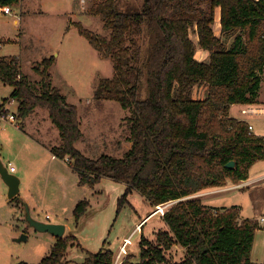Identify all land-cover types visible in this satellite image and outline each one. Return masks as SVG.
Here are the masks:
<instances>
[{
	"label": "trees",
	"instance_id": "1",
	"mask_svg": "<svg viewBox=\"0 0 264 264\" xmlns=\"http://www.w3.org/2000/svg\"><path fill=\"white\" fill-rule=\"evenodd\" d=\"M20 1L0 0V6ZM141 2L139 9L122 11L117 0H93L89 12L103 20L109 35L80 27L114 64V76L100 79L95 97L117 100L127 110L123 124L131 147L123 157L89 158L76 147L83 135L81 119L53 84L48 70L53 56L36 65L42 79L35 84L18 56L0 55V82L13 87L10 98L18 102V120L37 107L48 110L61 138L52 152L70 156L80 183L94 187L107 177L125 184L119 209L134 190L155 208L175 201L161 218L162 228L153 237L141 231L139 253H128L122 264H260L251 259L258 220L240 221L238 206L218 208L198 197L185 198L246 180L252 165L264 159V135L229 112L233 104L257 103L264 71V0ZM218 8L220 35L214 31ZM199 48L209 52L207 61L196 57ZM200 84L207 86V94L194 98ZM232 160L236 166L227 167ZM89 205L87 198L76 204L77 222ZM67 239L57 238L39 264H68V240L77 237ZM174 245L185 249L181 259L171 253ZM114 263V251L103 247L80 264Z\"/></svg>",
	"mask_w": 264,
	"mask_h": 264
},
{
	"label": "rangeland",
	"instance_id": "2",
	"mask_svg": "<svg viewBox=\"0 0 264 264\" xmlns=\"http://www.w3.org/2000/svg\"><path fill=\"white\" fill-rule=\"evenodd\" d=\"M141 3V0L134 5L126 0H117L122 11L139 9ZM92 4L93 0H21L13 6L18 24L13 22L15 15L0 11V32L12 37L7 43L0 42V54L18 56L23 73L35 84L42 79L36 65L53 56L55 62L48 69L52 80L54 77L56 86L76 106L81 119L83 135L76 142V147L89 158H98L102 154L120 158L131 147L129 129L123 124L127 110L117 100L95 97L100 79L114 76V64L80 32V27H84L99 35H109L103 20L89 12ZM214 31L220 35V23L214 25ZM193 38L196 40L197 36L193 35ZM197 54L201 57L198 50ZM43 68L41 65V70ZM11 90L9 85L0 82V102L10 97ZM144 93L142 89V96ZM206 94L205 84L194 88V98L201 99ZM10 108L18 111V102L15 101ZM245 109L248 113L243 112ZM245 109L242 112L249 119V124L254 125V131L264 134V71L257 103ZM231 111L230 116L241 119L240 105H234ZM21 122L22 129L9 126L6 134L0 132V161L6 167L10 162L16 167L17 176L23 180L22 195L26 194V182H30L29 189L39 207L38 213H31L32 217L67 224L69 230L63 236L65 239L76 235L77 241L67 239L68 264H80L89 253H97L103 247L113 250L116 262L122 264L120 262L128 253H139L141 231L153 237V233L162 228V212L150 206L138 191L130 193L127 202L119 209V200L127 188L125 184L107 177L94 187L80 183L70 156L60 157L52 152L53 147L60 145L61 138L47 109L37 107L27 117L21 118ZM263 176L264 159L252 165L246 179L257 184L240 189L236 195H222L214 200V204L237 205L243 216L259 221L264 216V182L256 179ZM5 185L4 194L0 196V264L21 261L39 264L51 252L56 237L29 225L24 204L18 201L20 212L15 200L6 201L9 188ZM196 197L201 198L189 196L185 199ZM84 198L90 205L77 222L74 209ZM174 203H168L167 207ZM149 215L142 230L141 225ZM259 224L251 259L264 263V224ZM23 235L27 239L18 240ZM126 238L129 239L125 246L127 253L119 251ZM171 253L178 260L183 257L185 249L174 245Z\"/></svg>",
	"mask_w": 264,
	"mask_h": 264
},
{
	"label": "crops",
	"instance_id": "3",
	"mask_svg": "<svg viewBox=\"0 0 264 264\" xmlns=\"http://www.w3.org/2000/svg\"><path fill=\"white\" fill-rule=\"evenodd\" d=\"M220 8H218L217 9V11H216V24L217 23H220ZM3 13H5V12H3ZM6 15H15V18L13 19V22H14V24H18L19 23V20H18V18L16 17V14H13V6H12V12L11 13H5ZM215 24V25H216ZM3 29H1V31H2ZM9 40H12V37L11 36H6L5 34H3V32L1 33L0 32V42L1 43H7V41H9ZM196 41H198V38L196 39ZM198 51H199V54H201V57H199L198 56V54H197V52H196V57L199 59V60H205V61H207L208 60V58H209V52L208 51H205V50H203V49H198ZM1 55V54H0ZM53 84L54 85H56L55 83H54V77H53ZM11 87V86H10ZM12 88V90H13V87H11ZM12 90H11V92H12ZM11 92H10V94H11ZM202 99V98H201ZM234 105H240L241 106V111H240V113H239V116H241L240 118L241 119H246L248 122H249V119L246 117V114H243V112H242V110L243 109H245V108H247L250 104H233L232 106H231V108H230V114H231V110H232V107L234 106ZM49 118H50V116H49ZM51 119V118H50ZM53 123V122H52ZM21 124V126H20V128L22 129L23 128V124H22V122L20 123ZM251 125H253V124H251ZM252 131L255 133V134H258V135H261V134H259V133H256L255 131H254V125H253V129H252ZM0 132H3L2 133V135L3 134H6V132H5V130L4 131H0ZM262 135H264V134H262ZM42 144V143H41ZM43 145V144H42ZM43 146H46V145H43ZM55 155V154H54ZM11 163V162H10ZM9 163V164H10ZM13 164V163H12ZM8 170L10 171V169H9V165H8ZM11 172V171H10ZM13 172H17V169H16V167H15V171H13ZM13 172H11V173H13ZM76 172V171H75ZM77 173V172H76ZM18 174V172L15 174V175H17ZM256 180H262L261 182H264V176L263 177H260V178H258V179H256ZM255 184H257V183H255L253 180H242L241 182H238V183H233V182H229L227 185H225V186H221V187H212V188H208V189H205V190H202L201 192H199V193H197V194H194V195H192V196H200L201 198V200H202V202L204 203V204H206V205H209V206H212V207H218V208H221V207H232V205H225V204H223V205H217V204H214V200L216 199V198H218V197H220V196H222V195H225V196H227L228 194H234V195H236L237 193H238V191L240 190V189H242V188H245L246 186H248V187H251V186H253V185H255ZM29 185H30V182H26V186H25V189H26V194H21V187L23 188V180H21V182H20V191H19V193H18V196H17V198L15 199V202H16V205H17V207H18V211H20L21 212V210H20V206H19V204H18V201H20V204L22 203V204H25V203H27L28 205H29V207H30V212L32 213V215L34 214V213H38V209H39V207L37 206L38 205V201H37V199L34 197V194L30 191V189H29ZM6 185H5V183H3V181H2V179H1V177H0V196H2L3 194H4V190H5V187ZM2 199V198H1ZM14 199V198H13ZM9 201V202H13V200L12 199H10L8 196L6 197V201ZM233 206H237V205H233ZM240 209V208H239ZM22 214V213H21ZM36 218V217H35ZM240 218L243 220V219H245V218H247V217H245V216H243L242 214H241V209H240ZM240 218H239V220H240ZM36 219H39V218H36ZM45 222H53V223H63L62 221H57V220H54V221H52V220H47V221H45ZM66 225V232L69 230V227H68V225L67 224H65ZM65 232V233H66ZM56 239H57V237H56ZM257 263H263V262H257Z\"/></svg>",
	"mask_w": 264,
	"mask_h": 264
},
{
	"label": "water",
	"instance_id": "4",
	"mask_svg": "<svg viewBox=\"0 0 264 264\" xmlns=\"http://www.w3.org/2000/svg\"><path fill=\"white\" fill-rule=\"evenodd\" d=\"M229 168H234L236 166V163L234 160L230 161L226 165ZM0 175L4 182L8 185V197L10 199H13L18 196V193L20 191V182L21 179L15 175L14 173H11L8 168L3 165V163L0 161ZM25 210H26V220L28 221L29 225L34 227L36 230L41 232H48L55 237H63L66 232V225L63 223H53V222H45L38 220L34 217H32L30 212V207L27 203L24 204ZM150 215L144 220V222L149 219ZM143 224V223H142ZM27 236L23 235L18 240H26Z\"/></svg>",
	"mask_w": 264,
	"mask_h": 264
},
{
	"label": "built area",
	"instance_id": "5",
	"mask_svg": "<svg viewBox=\"0 0 264 264\" xmlns=\"http://www.w3.org/2000/svg\"><path fill=\"white\" fill-rule=\"evenodd\" d=\"M0 11L5 12V13H11L12 7L11 6H0ZM15 101L16 100L9 97L8 99H4L3 101L0 102V131L6 130L9 126L20 128V123L18 120V111L12 110L10 108V105L13 104ZM243 112L248 113V110L245 109ZM252 129H253V126L250 124V130ZM9 169L11 172H13L15 171V166L12 163H10ZM167 204L168 203L157 206V210H160L162 212V215L164 214L167 208ZM259 222L261 224H264V216L260 217ZM128 242H129V239L126 238L124 241V245L120 247L119 251L121 250L122 252H126L125 246L129 244ZM117 256L119 258L120 253L119 255L117 254ZM116 259L117 257L115 258L114 264H119L118 262H116ZM120 263H122V261Z\"/></svg>",
	"mask_w": 264,
	"mask_h": 264
},
{
	"label": "bare ground",
	"instance_id": "6",
	"mask_svg": "<svg viewBox=\"0 0 264 264\" xmlns=\"http://www.w3.org/2000/svg\"><path fill=\"white\" fill-rule=\"evenodd\" d=\"M138 227H139V225H138ZM134 233V232H133ZM131 236H132V234H131Z\"/></svg>",
	"mask_w": 264,
	"mask_h": 264
}]
</instances>
